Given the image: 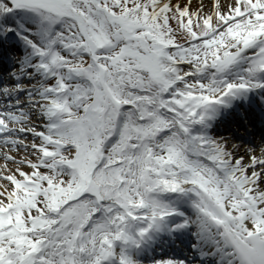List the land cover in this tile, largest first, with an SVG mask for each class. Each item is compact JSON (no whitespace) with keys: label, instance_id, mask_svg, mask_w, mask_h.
I'll return each mask as SVG.
<instances>
[{"label":"snow or ice","instance_id":"obj_1","mask_svg":"<svg viewBox=\"0 0 264 264\" xmlns=\"http://www.w3.org/2000/svg\"><path fill=\"white\" fill-rule=\"evenodd\" d=\"M257 90L264 0H0V264H264Z\"/></svg>","mask_w":264,"mask_h":264},{"label":"bare ground","instance_id":"obj_2","mask_svg":"<svg viewBox=\"0 0 264 264\" xmlns=\"http://www.w3.org/2000/svg\"><path fill=\"white\" fill-rule=\"evenodd\" d=\"M226 114L227 113H225V112L223 113V111H221L220 115L217 116V119L220 120L223 116L225 117ZM209 262H212V259L211 258H209Z\"/></svg>","mask_w":264,"mask_h":264}]
</instances>
